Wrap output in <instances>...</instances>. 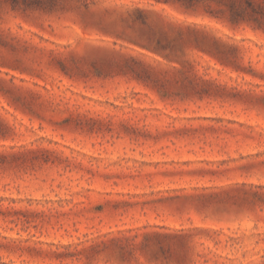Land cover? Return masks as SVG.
<instances>
[{
  "label": "rangeland",
  "instance_id": "rangeland-1",
  "mask_svg": "<svg viewBox=\"0 0 264 264\" xmlns=\"http://www.w3.org/2000/svg\"><path fill=\"white\" fill-rule=\"evenodd\" d=\"M0 264H264V0H0Z\"/></svg>",
  "mask_w": 264,
  "mask_h": 264
}]
</instances>
